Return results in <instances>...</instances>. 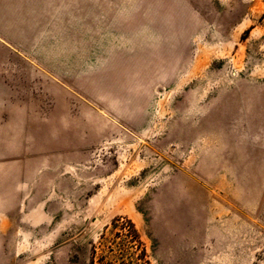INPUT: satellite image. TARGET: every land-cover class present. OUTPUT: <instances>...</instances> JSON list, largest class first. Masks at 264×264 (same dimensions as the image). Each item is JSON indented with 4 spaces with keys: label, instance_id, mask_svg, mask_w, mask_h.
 Segmentation results:
<instances>
[{
    "label": "rangeland",
    "instance_id": "374dc122",
    "mask_svg": "<svg viewBox=\"0 0 264 264\" xmlns=\"http://www.w3.org/2000/svg\"><path fill=\"white\" fill-rule=\"evenodd\" d=\"M0 264H264V0H0Z\"/></svg>",
    "mask_w": 264,
    "mask_h": 264
}]
</instances>
